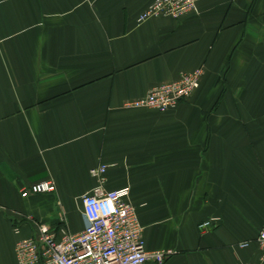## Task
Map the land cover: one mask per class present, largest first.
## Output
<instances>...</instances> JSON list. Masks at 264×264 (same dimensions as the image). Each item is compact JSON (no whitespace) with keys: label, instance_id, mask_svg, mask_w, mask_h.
Listing matches in <instances>:
<instances>
[{"label":"crops","instance_id":"crops-1","mask_svg":"<svg viewBox=\"0 0 264 264\" xmlns=\"http://www.w3.org/2000/svg\"><path fill=\"white\" fill-rule=\"evenodd\" d=\"M151 1L0 0V264L37 221L81 230L102 163L163 264H264V0L139 22ZM194 68L175 107L126 105ZM48 177L54 191L19 193Z\"/></svg>","mask_w":264,"mask_h":264},{"label":"built area","instance_id":"built-area-1","mask_svg":"<svg viewBox=\"0 0 264 264\" xmlns=\"http://www.w3.org/2000/svg\"><path fill=\"white\" fill-rule=\"evenodd\" d=\"M196 0H152L145 10L138 14L139 22L151 16L177 18L196 10ZM201 68L181 72L172 81L153 85L144 96L127 101L131 107H147L157 111L173 108L187 100L200 83ZM106 165L104 163L89 169L99 183L82 195V218L84 226L77 232H69L60 216L57 225L36 223L35 236L18 239L13 246L17 264H163L171 253L168 250L147 249L142 237V226L136 216L135 207L128 200V186L105 190L101 185ZM55 190L54 181H34L21 187L20 194L44 193ZM214 219L200 222L199 227L207 229ZM16 230V229H15ZM256 243L259 259H264V224L260 227ZM244 245V244H243ZM242 264H257L245 261Z\"/></svg>","mask_w":264,"mask_h":264}]
</instances>
